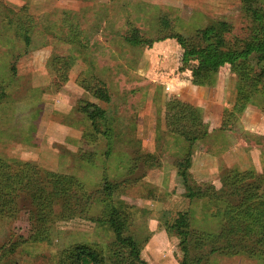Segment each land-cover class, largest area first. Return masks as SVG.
<instances>
[{"label": "rangeland", "instance_id": "1", "mask_svg": "<svg viewBox=\"0 0 264 264\" xmlns=\"http://www.w3.org/2000/svg\"><path fill=\"white\" fill-rule=\"evenodd\" d=\"M164 15L172 30L183 35L225 21L228 37L246 38L250 26L240 0H0V158L31 162L74 179V189L88 193L105 180L117 183L114 198L134 218L127 234L142 242L140 257L147 264H180L179 239L164 229L177 211L190 212L191 233L209 238L227 227L232 216H257L264 201V179H258V190L248 191L255 180L248 175L264 177V90L238 110L240 73L249 62L226 64L208 83L197 84L182 68L176 41L156 40ZM20 19L29 21L28 45L18 31ZM124 37L151 44L129 45ZM98 82L107 87L110 103L92 95L90 88ZM182 95L208 100L206 121L202 109L192 105L208 126L207 136L192 147L170 134L166 124L170 103L183 101ZM84 102L107 111L95 135L81 111ZM229 146L228 160L213 182H196L192 175L197 184H212L218 199L188 202L177 164H189L194 150L218 155ZM253 150L254 159L248 154ZM147 154L153 157L148 163ZM247 156L260 159L257 170L251 169ZM136 157L128 175L125 162ZM237 157L247 170L232 162ZM235 173L248 177L223 188L221 175ZM123 186L133 194L122 198ZM231 189L238 192L231 195ZM22 204L14 219L0 216V248L14 247L0 257V264H75L78 245L88 247L91 264H105L113 241L108 227L79 216L63 220L57 204L47 223L48 240L33 242V211ZM90 206L94 212L100 207L97 202ZM207 264L256 260L213 254Z\"/></svg>", "mask_w": 264, "mask_h": 264}, {"label": "trees", "instance_id": "2", "mask_svg": "<svg viewBox=\"0 0 264 264\" xmlns=\"http://www.w3.org/2000/svg\"><path fill=\"white\" fill-rule=\"evenodd\" d=\"M261 1L240 0V9L250 22L246 38L228 37L229 28L225 21H215L196 30L193 35H183L172 30L165 15L161 18L160 36L156 38L158 41L165 39L176 41L182 50V68L188 70L199 85L208 83L209 76L216 74L226 64L234 66L238 62H249V66L240 73L241 83L237 91L239 111L244 109L254 93L264 90V4ZM17 27L25 39V44L28 45L29 21L20 19ZM124 40L129 45L135 42L151 44L147 39L133 42L124 37ZM59 60L68 62L66 58ZM65 81L63 78L62 83ZM90 91L96 99L105 104L110 103L111 97L105 84L98 82ZM83 105L81 111L93 129L90 133L95 135L94 133H99V126L106 122L107 111L88 102H84ZM166 117L170 134L181 137L189 147L194 146L208 134V126L202 120L199 111L189 103L173 100ZM152 160V155L147 154L146 163ZM137 161L136 157L134 161L128 158L125 162L124 168L128 175L132 174ZM177 167L181 168L179 175L187 191L185 198L188 202L193 200L211 202L218 199L212 184H197L194 181L189 172V164L180 162ZM248 176L255 179L249 184L248 191L258 190L256 183H259L258 179H264L263 175ZM248 176L239 173L221 175V183L223 188L224 186L233 188L235 183L244 181ZM50 179L51 183L55 184L54 187L49 184ZM74 183H76L74 179L56 176L31 162L0 158V216L14 219L23 209L22 203H25L33 211L29 217L32 224L30 240L42 242L48 240L47 223L55 215V205L59 204V215L63 220L79 216L110 229L113 241L110 244L109 255L103 259V263L147 264L140 257L142 242L127 234L134 218L125 203L117 199L118 197L114 198L117 183L105 180L100 188L91 193L80 188L74 189ZM237 192L231 189L230 194ZM96 195L99 197L95 198ZM92 202L99 204L98 211L90 210ZM261 204L263 208L261 206L262 211L257 216L252 218L232 216L227 227L209 238L191 233L190 212L177 211L172 220L164 222V229L173 232L179 239L183 254L179 263L207 264L208 258L217 254L242 255L256 260V264H264V201ZM13 248L1 247L0 257L11 252ZM88 252L86 245L76 246L74 263L91 264Z\"/></svg>", "mask_w": 264, "mask_h": 264}, {"label": "crops", "instance_id": "3", "mask_svg": "<svg viewBox=\"0 0 264 264\" xmlns=\"http://www.w3.org/2000/svg\"><path fill=\"white\" fill-rule=\"evenodd\" d=\"M184 97L185 96L182 95V100L185 101L186 103H189L190 105L201 108L202 109L201 115L203 117V120H205V121H206V119L208 120V117H207L208 114H207L206 108H205V105L208 102V100H204L202 98L197 100V99H193L192 97H189V98L185 97V99H184ZM250 109H251V106H248L247 110H250ZM57 111L61 112V113L65 112V110L63 108H60V109L57 108ZM213 118H214V116H213ZM212 121L213 120L210 119V122H212ZM211 129H213V128H211ZM215 129H219V127H216ZM239 146H241V145H239ZM240 148L242 149L243 147H240ZM230 149H232L231 146H229V149L224 150L222 154H218V155L211 154L205 150H199V149L194 150V152L191 154V158L189 161V172L191 175L194 176L196 182H209V181L213 182L216 179L217 174L219 173L221 163L226 162L228 160V156L230 155V153H229ZM237 151H239V150H237ZM253 152H254V150L252 152L248 153L252 159H254L253 154H252ZM243 153L246 155L245 152H243ZM250 156H247V158H249L250 166H253V167H251V169L257 170L258 166L260 164V162H259L260 159L255 158V161H251ZM244 159H245V156H244ZM232 162H234L242 170H247V168L244 165L245 164L244 160H243V164H241L242 161L239 159V157H237L236 160L234 159ZM168 173H169V171L165 172V175H167ZM176 174H177L176 172H173V175H176ZM161 185H162V183H161ZM175 186H178V185L175 184ZM126 187H128V186H125V187L123 186V190L121 191L122 198H125V196L133 194V192L131 190H128ZM178 188H180V187H178Z\"/></svg>", "mask_w": 264, "mask_h": 264}]
</instances>
